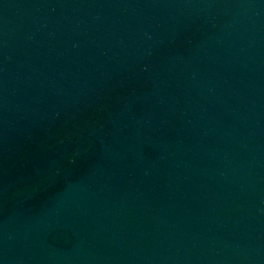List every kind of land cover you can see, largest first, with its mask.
Instances as JSON below:
<instances>
[{
	"label": "water",
	"instance_id": "1",
	"mask_svg": "<svg viewBox=\"0 0 264 264\" xmlns=\"http://www.w3.org/2000/svg\"><path fill=\"white\" fill-rule=\"evenodd\" d=\"M0 264H264V0H0Z\"/></svg>",
	"mask_w": 264,
	"mask_h": 264
}]
</instances>
